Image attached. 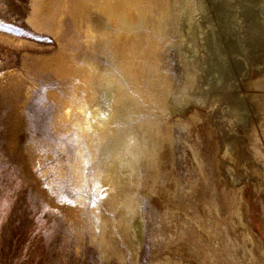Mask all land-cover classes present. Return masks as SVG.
Segmentation results:
<instances>
[{"label": "bare ground", "instance_id": "bare-ground-1", "mask_svg": "<svg viewBox=\"0 0 264 264\" xmlns=\"http://www.w3.org/2000/svg\"><path fill=\"white\" fill-rule=\"evenodd\" d=\"M29 2L27 23L53 37L56 50L23 66L60 87L48 94L56 109L51 129L73 151L78 195L61 219L79 235L87 227L101 259L122 261L130 248L135 264L149 201L155 221L147 264H264V241L244 219L238 169L262 191L264 212V0ZM252 66L260 77L248 76ZM16 83L25 99L27 83ZM198 104L211 110L201 115ZM209 117L221 146L210 152L197 131L188 143L193 169L182 181L173 169L175 128L189 133ZM44 160L43 152L34 157Z\"/></svg>", "mask_w": 264, "mask_h": 264}, {"label": "rangeland", "instance_id": "rangeland-1", "mask_svg": "<svg viewBox=\"0 0 264 264\" xmlns=\"http://www.w3.org/2000/svg\"><path fill=\"white\" fill-rule=\"evenodd\" d=\"M29 12V0H0V264H129L134 258L130 248L125 249L122 261L115 257L103 260L89 243L87 227L79 235L60 217L62 208H74L78 195L70 181L73 151L63 146L51 129L56 109L48 102V94L60 87L23 66L24 62L32 64L56 50L53 37L27 23ZM250 25L247 22L244 27ZM168 57L173 73L180 75L181 65L175 48H170ZM253 66L248 76L260 77V72ZM18 80L28 85L25 99L20 97ZM254 90L250 88V92ZM197 108L201 115H207L211 110L208 104H198ZM183 115L187 116L186 111ZM210 117L198 120L189 133L175 128L179 139L173 152V169L182 181L193 169L188 143L197 131L203 134L210 152L214 151L216 143L221 146L222 135ZM262 117L260 125L264 128V111ZM12 137L16 138L15 146L11 145ZM40 152L45 156L42 165L34 161ZM220 154L217 151L215 157L221 168ZM44 166L53 168L42 174ZM239 167L246 183L243 188L246 225L254 236L264 241L262 191H254L245 179L244 166ZM223 192L226 195V187ZM81 194L87 202V192ZM93 201L94 197L88 196V203ZM226 207L230 210L228 202ZM226 207H223L225 216L229 213L225 212ZM154 221L152 206L146 201L143 204L141 250L135 264H147L152 259L150 241Z\"/></svg>", "mask_w": 264, "mask_h": 264}]
</instances>
